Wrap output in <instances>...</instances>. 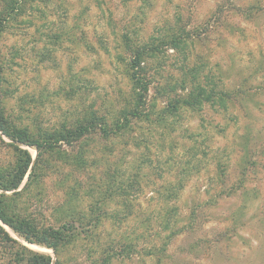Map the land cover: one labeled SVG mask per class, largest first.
<instances>
[{"label": "rangeland", "instance_id": "374dc122", "mask_svg": "<svg viewBox=\"0 0 264 264\" xmlns=\"http://www.w3.org/2000/svg\"><path fill=\"white\" fill-rule=\"evenodd\" d=\"M263 1H18L0 32V102L11 126L30 137L62 133L91 114L110 118L135 103L125 39L132 48L149 42L158 48L146 65L154 78L148 95L154 108L146 112L157 118L167 103L153 86L161 88L185 65L184 55L162 41L182 26L192 35L185 52L199 63L200 83L234 93L227 112L207 105L198 113L181 110L162 125L135 122L129 136L114 141L94 136L40 154L39 164L50 169L22 193L26 213L45 225L71 212L102 216L92 237L81 234L84 240L62 250L64 264H90L119 237L135 251L110 264H264V11L251 9ZM8 2L0 0V15ZM133 142L139 147H130L123 164L125 153L114 154ZM9 144L0 134V173L11 172L8 179L18 156ZM14 145L28 151L33 166L36 149ZM137 157L151 163L142 166L141 186L121 196L123 179L113 182L111 173L121 164L126 171ZM180 179L175 220L182 229L167 241L161 201L168 182ZM29 247L56 259L50 249ZM154 248L165 250L146 255Z\"/></svg>", "mask_w": 264, "mask_h": 264}, {"label": "trees", "instance_id": "16d2710c", "mask_svg": "<svg viewBox=\"0 0 264 264\" xmlns=\"http://www.w3.org/2000/svg\"><path fill=\"white\" fill-rule=\"evenodd\" d=\"M19 0H9L7 4V10H3L0 15V32L5 24L6 17L10 13H14L16 4ZM20 3V2H19ZM255 12L264 11V1L257 3L251 7ZM234 12H238L239 9L232 8ZM176 34L167 35L162 42L166 43L176 54L184 55L185 65H182L180 74L168 82L166 80L165 85L161 88H154V94H159V98L166 100V106H164L162 112L157 114V118H150V114L146 112L148 109L154 108L152 97L148 99L149 92L152 90L153 76L149 75L147 71L148 56L154 53L156 45L153 42L148 44H139L135 48H132L128 39L123 40V46L127 51H130L127 57V76L136 93L135 103L127 105V107L120 110L117 115L106 118L104 116H96L91 114L88 119L82 123H78L76 126L66 128L62 133L58 134H42L38 133L34 137H30L29 134L22 129H17L11 126L7 117L4 114V110L0 102V134L7 137L12 144L11 147L17 151V163L12 169L13 174L8 179L10 173H0V222L6 225L11 231H13L18 237L22 239L23 244L16 239L12 238L0 225V264H52V258L42 252L31 249L30 245L44 247L53 251L56 259L55 264H64L61 260V252L64 248H67L73 243H77L79 240H84L86 235L90 238L96 229L97 225L102 222V216L100 214L87 216L76 212H71L55 220L54 224H41L37 219L32 217L29 213H26L19 203L21 202L22 193L31 186H36L41 181L42 175L47 173L50 167H43L39 164L38 159L40 154L44 151L52 152L57 146L65 144L67 146H73L81 141L86 140L89 137L98 136L104 140L114 141L116 139L123 138L130 130L135 122L140 120L151 122L153 125H162L167 123V120L172 116H176L181 110H188L191 112H199L204 107L211 106L217 107V112H227L229 108V99L232 98L234 93L229 90H222L213 84L211 88L205 87L204 83H200L199 74L201 68L199 63L195 61V58L190 59L189 54L185 51L191 47L192 42H188L192 35L186 31L182 26L177 28ZM221 73V72H220ZM1 78V71H0ZM220 78V76H219ZM172 94V96L170 95ZM156 99V98H153ZM151 102V103H150ZM165 114L167 116H165ZM130 134L126 135L129 136ZM134 140V138H132ZM14 144H22L28 147H34L38 152L36 161L31 166V156L27 150H21ZM138 148V144L133 142L129 146L126 152H115V156L123 155L121 160L123 164L126 162L125 156L130 155L131 148ZM76 161L77 164L82 165L85 158L81 155ZM76 159V158H75ZM143 160L139 157L132 159L131 163L127 165L126 171L124 166H116L115 172L111 173L113 182L116 177L121 175L124 185L118 184V189L121 192V196L128 193V190L133 187L139 188L141 186L139 180V173L142 171V166H149L151 160ZM75 164V165H77ZM79 165H77L79 167ZM123 166V171L122 167ZM42 167V170H41ZM31 170L29 173L28 171ZM28 173V174H27ZM128 176L126 179L123 176ZM27 176L26 183L19 191V187ZM183 180H178L174 183H169L165 186L163 192V199L161 203L165 205L166 211L164 218L159 222L161 231H167L165 240L170 241L175 235L181 232L180 227L175 220V201L178 199L179 192L184 187ZM110 186V185H109ZM109 186L107 188H109ZM5 192H12L10 195H6ZM126 206V201L122 203ZM95 208H98V206ZM89 218V222L86 224L83 222L86 218ZM117 219V214L114 215ZM90 235V236H89ZM96 236V234H94ZM126 238L119 237L116 240H108L96 253L95 259L90 264H110L109 262L127 253L135 251V246L132 241L128 242ZM165 247V244L163 245ZM165 248L148 249L146 255H152L155 251H163ZM128 253V255H129Z\"/></svg>", "mask_w": 264, "mask_h": 264}, {"label": "water", "instance_id": "95a60500", "mask_svg": "<svg viewBox=\"0 0 264 264\" xmlns=\"http://www.w3.org/2000/svg\"><path fill=\"white\" fill-rule=\"evenodd\" d=\"M55 261V260H54ZM54 261L52 262V264H55Z\"/></svg>", "mask_w": 264, "mask_h": 264}]
</instances>
